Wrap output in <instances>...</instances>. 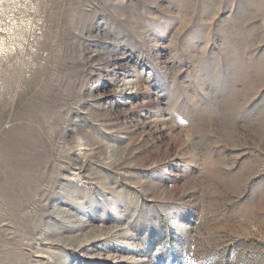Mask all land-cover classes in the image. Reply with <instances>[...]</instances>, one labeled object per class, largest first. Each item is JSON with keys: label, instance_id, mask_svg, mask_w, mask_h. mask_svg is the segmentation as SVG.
I'll return each instance as SVG.
<instances>
[{"label": "rangeland", "instance_id": "obj_1", "mask_svg": "<svg viewBox=\"0 0 264 264\" xmlns=\"http://www.w3.org/2000/svg\"><path fill=\"white\" fill-rule=\"evenodd\" d=\"M0 264H264V0H0Z\"/></svg>", "mask_w": 264, "mask_h": 264}, {"label": "bare ground", "instance_id": "obj_2", "mask_svg": "<svg viewBox=\"0 0 264 264\" xmlns=\"http://www.w3.org/2000/svg\"><path fill=\"white\" fill-rule=\"evenodd\" d=\"M130 83V80H127L126 76H124V79L122 80V86H127Z\"/></svg>", "mask_w": 264, "mask_h": 264}]
</instances>
